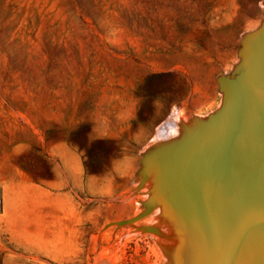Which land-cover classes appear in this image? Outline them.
<instances>
[{
	"label": "rangeland",
	"instance_id": "rangeland-1",
	"mask_svg": "<svg viewBox=\"0 0 264 264\" xmlns=\"http://www.w3.org/2000/svg\"><path fill=\"white\" fill-rule=\"evenodd\" d=\"M262 25L264 0H0V264H166L154 138L219 110Z\"/></svg>",
	"mask_w": 264,
	"mask_h": 264
},
{
	"label": "water",
	"instance_id": "water-1",
	"mask_svg": "<svg viewBox=\"0 0 264 264\" xmlns=\"http://www.w3.org/2000/svg\"><path fill=\"white\" fill-rule=\"evenodd\" d=\"M220 84L219 110L146 170L158 177L147 211L167 194L189 222L188 238L163 245L172 264H264V25Z\"/></svg>",
	"mask_w": 264,
	"mask_h": 264
},
{
	"label": "bare ground",
	"instance_id": "bare-ground-1",
	"mask_svg": "<svg viewBox=\"0 0 264 264\" xmlns=\"http://www.w3.org/2000/svg\"><path fill=\"white\" fill-rule=\"evenodd\" d=\"M200 124H195L193 126H189L182 119L179 110L176 108L173 110V113L170 116V118L168 119V121L164 124L165 127L161 126L159 128L157 135L154 138V140L158 141L160 139H168L173 135L177 139L174 142H170V143L166 144L165 146H163L164 147L163 149L171 148L172 146H174L175 144L180 142V140H182V139L188 140L189 138H192V136H194V134H196V132H198L200 130V128H202V126L204 125V124H201V125ZM152 152L153 151H150L148 153V155L150 156V154H152ZM154 153L156 154V152H154ZM147 164H149V163H147ZM146 166H148V165H146ZM150 170H152V169H150ZM150 178L152 179V186L154 188L156 183H158L157 167H155V164H154L153 170L150 174ZM167 196L168 195L165 194V196L158 202L161 204V205H158V206H161L159 209V213H158V214H160L161 217L160 218L158 217L159 219L157 220L156 224L154 225V229H153L155 232L158 233L157 235H155V238L159 242L163 252H164V248H163L164 244L165 245L176 244V242L177 243L180 242L182 240V238L184 239V238H188L190 236L189 235L190 234L189 233V222H187L186 218L183 216V214L179 208H177L176 206H174L168 202ZM166 258H167V256H166ZM166 262H167L166 264H172L171 262H169L168 258H167Z\"/></svg>",
	"mask_w": 264,
	"mask_h": 264
},
{
	"label": "crops",
	"instance_id": "crops-1",
	"mask_svg": "<svg viewBox=\"0 0 264 264\" xmlns=\"http://www.w3.org/2000/svg\"><path fill=\"white\" fill-rule=\"evenodd\" d=\"M97 131V130H96ZM96 136H98V135H96Z\"/></svg>",
	"mask_w": 264,
	"mask_h": 264
}]
</instances>
